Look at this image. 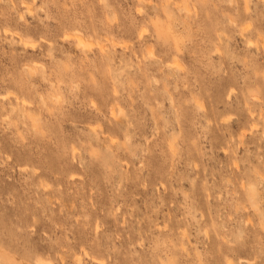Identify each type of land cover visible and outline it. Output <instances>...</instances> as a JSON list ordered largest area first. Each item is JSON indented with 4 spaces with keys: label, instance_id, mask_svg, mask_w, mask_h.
I'll return each mask as SVG.
<instances>
[{
    "label": "rangeland",
    "instance_id": "1",
    "mask_svg": "<svg viewBox=\"0 0 264 264\" xmlns=\"http://www.w3.org/2000/svg\"><path fill=\"white\" fill-rule=\"evenodd\" d=\"M0 245L264 264V0H0Z\"/></svg>",
    "mask_w": 264,
    "mask_h": 264
},
{
    "label": "bare ground",
    "instance_id": "2",
    "mask_svg": "<svg viewBox=\"0 0 264 264\" xmlns=\"http://www.w3.org/2000/svg\"><path fill=\"white\" fill-rule=\"evenodd\" d=\"M75 37H76V41L80 45L86 44V39L83 36L75 35ZM23 41H24V39H23ZM255 126H256V124H253L252 128H254ZM250 199H251V202L253 204H255L253 187L250 188ZM0 264H33V263H31L29 260H24V258H22V257L19 259L18 256L16 255V253H13L9 250H6L2 245H0ZM38 264H48V263L39 262Z\"/></svg>",
    "mask_w": 264,
    "mask_h": 264
}]
</instances>
